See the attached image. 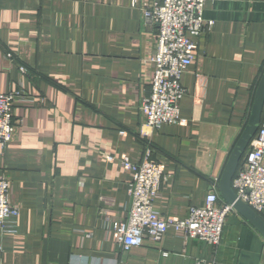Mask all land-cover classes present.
<instances>
[{
    "label": "crops",
    "instance_id": "0c3cea01",
    "mask_svg": "<svg viewBox=\"0 0 264 264\" xmlns=\"http://www.w3.org/2000/svg\"><path fill=\"white\" fill-rule=\"evenodd\" d=\"M154 1L0 0V92L21 93L0 145L18 209L0 229V264H264V237L235 210L215 246L174 227L128 250L116 241L130 203L119 158L137 162L147 146L163 167L162 215L185 218L211 190L225 202L219 181L264 72V0H206L214 24L181 75L184 122L144 126L157 30L140 6Z\"/></svg>",
    "mask_w": 264,
    "mask_h": 264
},
{
    "label": "built area",
    "instance_id": "2783aa9c",
    "mask_svg": "<svg viewBox=\"0 0 264 264\" xmlns=\"http://www.w3.org/2000/svg\"><path fill=\"white\" fill-rule=\"evenodd\" d=\"M136 3L137 0H133ZM206 0H156L140 6L142 21L157 30L156 46L150 56L152 78L150 93L141 100L143 125L158 129L163 124L184 122L180 117L179 103L184 95L181 75L193 62L196 39L213 26V20L203 18ZM11 57V54H8ZM24 72L23 66L19 67ZM21 96L18 90L0 92V145L4 146L15 133L13 105ZM145 135V133L142 132ZM111 160L112 157H109ZM122 168L129 173L127 193L129 208L123 220L113 221L116 241L124 250L140 246L145 240L160 242L168 228L181 232L184 240L195 239L210 245L221 242L226 217L234 208L219 203L216 191L207 193L200 206H191L187 216L177 219L162 215L155 207L163 180V167L152 158L147 146L137 162L123 156ZM9 182L0 175V229L11 231L7 224L18 209L10 203ZM236 198L255 212L264 211V118L247 147L242 165L232 180ZM196 264H204L201 260Z\"/></svg>",
    "mask_w": 264,
    "mask_h": 264
},
{
    "label": "water",
    "instance_id": "95a60500",
    "mask_svg": "<svg viewBox=\"0 0 264 264\" xmlns=\"http://www.w3.org/2000/svg\"><path fill=\"white\" fill-rule=\"evenodd\" d=\"M264 108V72L256 87L247 122L231 151L219 181V191L226 203L248 220L264 237V220L247 204L238 200L231 188V180L250 140L256 133ZM243 156V159H244Z\"/></svg>",
    "mask_w": 264,
    "mask_h": 264
}]
</instances>
